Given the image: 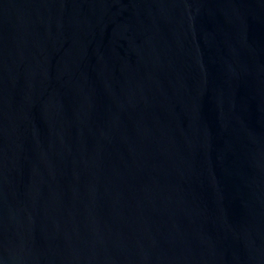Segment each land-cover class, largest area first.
I'll list each match as a JSON object with an SVG mask.
<instances>
[{"label": "water", "instance_id": "95a60500", "mask_svg": "<svg viewBox=\"0 0 264 264\" xmlns=\"http://www.w3.org/2000/svg\"><path fill=\"white\" fill-rule=\"evenodd\" d=\"M0 264H264V0H0Z\"/></svg>", "mask_w": 264, "mask_h": 264}]
</instances>
